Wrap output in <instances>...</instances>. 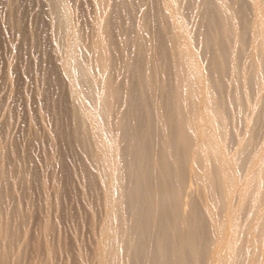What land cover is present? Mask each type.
<instances>
[{"label":"bare ground","instance_id":"obj_1","mask_svg":"<svg viewBox=\"0 0 264 264\" xmlns=\"http://www.w3.org/2000/svg\"><path fill=\"white\" fill-rule=\"evenodd\" d=\"M0 110V264H264V0H0Z\"/></svg>","mask_w":264,"mask_h":264},{"label":"rangeland","instance_id":"obj_2","mask_svg":"<svg viewBox=\"0 0 264 264\" xmlns=\"http://www.w3.org/2000/svg\"><path fill=\"white\" fill-rule=\"evenodd\" d=\"M17 108H18V107H15V110H16L15 113L17 112V113H16V114H17V115H16V117H17V118H16L17 121L14 122L13 126L11 127V132L13 131V132H12V136H16V134H18V133H16V132H19V133H20V134L17 135V137H15V138H17V142L19 141V143H20L21 139H22L21 142L25 141V140H23V139H24L23 137H24L25 134H23V133H21V131H19V130H21V129L23 128L24 123L21 122V121H22V120H21L22 110H21L20 106H19L18 109H17ZM20 110H21V111H20ZM19 111H20L21 113H20ZM0 112L2 113L1 110H0ZM1 113H0V117L2 116ZM19 114H20V116H19ZM19 120H20V121H19ZM18 121H19V122H18ZM21 127H22V128H21ZM12 128H13L14 130H12ZM18 128H19V130H18ZM14 132H15V134H14ZM22 135H23V137H22ZM18 136H19V137H18ZM20 137H21V139H18V138H20ZM34 147H35V146H34ZM34 147H32L31 153H32L33 156L36 155L35 158H34V160L36 159L37 156L39 157V159H36L35 161H36V163H37V167L39 166V167H38V171L41 172L43 169H42L41 161H39V160H41V159H40V153H39V152H40V149H39L38 147H35V148H38V149H35ZM34 149L37 150V151L35 152ZM33 153H35V155H34ZM37 153H38V154H37ZM37 160H38L39 162H38ZM39 169H40L41 171H40ZM187 183H188V184H191V186H189L188 188L186 187V188L188 189V190L186 189V191H187V192H188V191H189V192L191 191V193H193L194 190H196V192L193 193V194H197V193H198V192H197V189L193 186L194 184H193L189 179H187ZM192 184H193V185H192ZM190 187H191L192 190L190 189ZM189 189H190V190H189ZM185 197L187 198L188 195H186ZM185 207H187V206H185ZM64 228L66 229V231H68V230L70 229V227L67 226V225H66ZM83 231L85 232V230L83 229L82 232H81L80 234H82V235L84 234V235H85L86 233H83ZM58 260H59V262L61 263V261H62L63 259H58Z\"/></svg>","mask_w":264,"mask_h":264}]
</instances>
